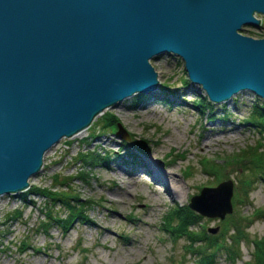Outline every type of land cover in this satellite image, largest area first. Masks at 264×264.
Here are the masks:
<instances>
[{"label": "rangeland", "instance_id": "374dc122", "mask_svg": "<svg viewBox=\"0 0 264 264\" xmlns=\"http://www.w3.org/2000/svg\"><path fill=\"white\" fill-rule=\"evenodd\" d=\"M255 16L258 26L242 24L238 30L263 36L264 14L256 12ZM149 62L156 71V84L175 89L179 96L170 91L163 99L155 88L133 101L135 92L131 93L95 115L80 134L65 136L41 157L39 169L28 176V185H48L54 174L69 176L73 191L88 200L83 219L46 225L43 212L50 209V203L42 197L21 191L1 193L0 264H196V256L186 250V239L165 229L164 217L172 206L187 204L201 186L225 179L232 182L230 211L222 217L207 216L188 206L197 213L192 232L211 240L234 219L245 216L246 237H264V179L244 168L242 160L229 159L230 153L248 145L264 151V133L244 120L251 105L262 99L249 89H239L212 103L214 114L208 119L205 110L200 112L193 103L195 95L203 93L199 84L181 83L186 73L179 56L165 52L150 57ZM105 112L112 113L131 138L118 137L108 129L97 133L95 129L96 135L91 136L93 123ZM87 148L101 151L108 159L86 167L76 156ZM127 148L131 156L126 155ZM148 158L160 170L171 172L183 187L186 184L185 193L173 196L165 183L153 184ZM79 170L86 172L84 178L75 177ZM133 171L143 175L142 185L131 179ZM153 187L161 191L160 198L153 194ZM56 212H61L60 207ZM210 227L216 230L211 232ZM250 247L241 239L237 258L231 261L225 251L218 250L211 264H243Z\"/></svg>", "mask_w": 264, "mask_h": 264}, {"label": "water", "instance_id": "95a60500", "mask_svg": "<svg viewBox=\"0 0 264 264\" xmlns=\"http://www.w3.org/2000/svg\"><path fill=\"white\" fill-rule=\"evenodd\" d=\"M256 12L264 0H0V194L27 188L41 157L104 108L154 90L157 54L179 56L212 101L246 88L264 103V35L238 30ZM231 185L201 186L187 205L222 217Z\"/></svg>", "mask_w": 264, "mask_h": 264}, {"label": "trees", "instance_id": "16d2710c", "mask_svg": "<svg viewBox=\"0 0 264 264\" xmlns=\"http://www.w3.org/2000/svg\"><path fill=\"white\" fill-rule=\"evenodd\" d=\"M187 76L181 81L183 86L188 84ZM158 92L162 95L163 99H167V92H172L175 95V89L169 90L164 84H157ZM146 96L144 92H135L133 95V101ZM178 97L179 95H175ZM258 99L257 96H255ZM215 101L210 100L203 92L202 94H196L193 100L194 105L200 112L205 110V115L208 119L213 117L214 107L212 103ZM99 122H94L93 130L89 133L91 136L96 135L93 131L97 132L103 130H110L114 132L117 118L110 112L100 114ZM215 117V116H214ZM245 121H250L253 125L258 127L259 132L264 133V103L259 101L251 105L250 111ZM96 125V126H95ZM129 137L130 133H127ZM131 138V137H130ZM141 143V142H140ZM126 155L131 156L132 152L128 148L125 149ZM99 150L92 151L91 148L82 150L77 153V160H81L83 165L89 167L93 164H98L108 159V155L103 156ZM133 157V156H132ZM242 160L244 168L258 174L259 177L264 179V151L259 149L258 145H248L245 148H240L229 154V159ZM228 159V156H227ZM204 160L202 159L201 162ZM78 171L76 178H84L86 172L84 170ZM69 176L64 178H58L56 174L52 175L51 182L48 185H32L28 186L22 193L38 195L42 197L43 202L50 203V209L46 210L44 215V221L46 225L50 222L61 223L62 225L68 224L72 219H83V207L87 204L88 200H81L73 188L69 184ZM248 182V179L245 183ZM243 187V186H242ZM247 189L244 187L243 194H247ZM60 207L61 212H56V208ZM187 204L172 206L164 217V222L167 224L165 229H169L172 234L182 235L187 241L186 250L189 254L195 255L196 264H211L213 263L215 253L218 250L225 251V255L228 259L233 261L240 255L239 242L241 239L246 240L250 244L249 258L244 261L243 264H264V237L253 236L247 238L245 235L244 226L247 225L246 217L234 219L230 226L225 228L217 235L211 236V240L202 239L201 234L192 232L191 225L193 224V216L196 215ZM55 216V217H54ZM248 220V219H247ZM46 228V227H44ZM230 229V232L227 231ZM202 233V232H201ZM220 237L221 240H218ZM228 240L225 241V238ZM200 241H203L200 243ZM209 250H206V249ZM215 252V253H214Z\"/></svg>", "mask_w": 264, "mask_h": 264}, {"label": "bare ground", "instance_id": "6f19581e", "mask_svg": "<svg viewBox=\"0 0 264 264\" xmlns=\"http://www.w3.org/2000/svg\"><path fill=\"white\" fill-rule=\"evenodd\" d=\"M173 55V54H172ZM108 109V108H107ZM81 131V130H80ZM80 131H78V132H76V133H74L75 135H78V134H80L81 132ZM73 134V135H74ZM261 147V146H260ZM146 162H147V164L150 166V168H151V171L152 172H150V174H152L153 176L151 177V175H149L150 176V178L152 179V182H153V184H155V182L156 181H160V182H163V183H165V189L167 190V191H169V193H170V195H176V196H178V195H181V194H183V193H185L184 191H186V189L188 188V186L185 184L184 185V187L180 184V183H178V180L176 179V178H174L173 176H172V174H171V172H167L166 173V171L164 172L162 169L160 170L157 166H156V164H154V161L153 160H151L150 158H148L147 160H146ZM110 167V166H109ZM129 170V169H128ZM131 170V169H130ZM134 172V171H133ZM135 174L133 175L134 176V178H131L132 180H134L136 183H138V185L140 184V185H142L143 183H144V180H143V175L142 174H140V173H136V171L134 172ZM165 173H166V177H165ZM145 175V174H144ZM124 177V176H123ZM156 177V178H155ZM130 179V178H129ZM146 179V178H145ZM127 180H128V178H127ZM167 180V181H166ZM123 181V180H122ZM130 182V181H129ZM193 186H195L194 184H192ZM129 186V185H128ZM152 187V186H151ZM153 190V194L156 196V197H158V198H160V190H158V189H156V188H152ZM161 189V188H160ZM162 202H164V200H162ZM33 204V203H32ZM88 205V204H87ZM87 207V206H86ZM92 220V219H91ZM138 220V219H137ZM141 221H142V223H145V221H143L144 220V218H141L140 219ZM140 221V222H141ZM104 227V226H103ZM108 230V229H107ZM47 234V233H46ZM196 261V260H195Z\"/></svg>", "mask_w": 264, "mask_h": 264}]
</instances>
